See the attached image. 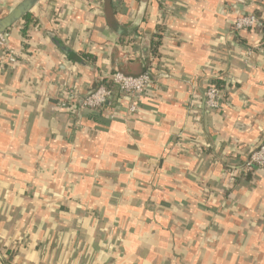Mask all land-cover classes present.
<instances>
[{"label":"crops","instance_id":"obj_1","mask_svg":"<svg viewBox=\"0 0 264 264\" xmlns=\"http://www.w3.org/2000/svg\"><path fill=\"white\" fill-rule=\"evenodd\" d=\"M249 13L264 0H37L0 55V264H264V169L239 170L264 133L263 32L233 31ZM146 67L143 93L80 107Z\"/></svg>","mask_w":264,"mask_h":264},{"label":"built area","instance_id":"obj_2","mask_svg":"<svg viewBox=\"0 0 264 264\" xmlns=\"http://www.w3.org/2000/svg\"><path fill=\"white\" fill-rule=\"evenodd\" d=\"M259 28L262 30L264 36V23H261L260 20L254 14H243L235 18L233 22V31L239 33L246 30H252ZM257 49V48H254ZM253 54L251 48H246L247 60ZM0 55L1 60L6 63L8 66H12L17 61V52L11 49L7 44V38L0 33ZM109 79L117 88L118 92L122 95H125L128 98H134L136 95L144 92L145 88L151 82V76L149 73H143L139 76H125L120 71L113 72ZM75 99V94L73 92H68L67 97ZM66 97V98H67ZM113 97V91L107 88L104 84L99 85L93 90L89 91L87 95L81 100L80 107L82 109L91 110L92 112L101 110L107 102ZM69 99V98H68ZM70 101H62L60 103L61 108H65ZM223 104V95L222 91L215 85L214 81H210L207 84V88L204 93L203 108L207 111L217 110ZM129 111H137V107L134 104H129ZM261 144L258 148L250 151L246 156L242 167L239 169L241 173L245 174L252 172L255 169H264V133L261 140Z\"/></svg>","mask_w":264,"mask_h":264},{"label":"water","instance_id":"obj_3","mask_svg":"<svg viewBox=\"0 0 264 264\" xmlns=\"http://www.w3.org/2000/svg\"><path fill=\"white\" fill-rule=\"evenodd\" d=\"M37 0H22L17 6L10 10L6 15L0 17V33H2L6 38L8 36V31L12 28L17 22H19L24 16H26L33 6L36 4ZM56 44L59 48L66 54H69V50L61 45L58 41ZM125 76L136 77L143 73H149L147 67L139 75H129L122 72ZM150 74V73H149Z\"/></svg>","mask_w":264,"mask_h":264},{"label":"trees","instance_id":"obj_4","mask_svg":"<svg viewBox=\"0 0 264 264\" xmlns=\"http://www.w3.org/2000/svg\"><path fill=\"white\" fill-rule=\"evenodd\" d=\"M256 17H260V16H258V15H255ZM22 20L24 21V22H28L29 20H30V15H26V16H24L23 18H22ZM152 45L154 46V49H152L151 50V54L152 55H155L156 54V50H157V45H158V42H155V43H152ZM103 84L107 87V88H109V89H111L112 91H113V94H114V92H115V90L116 91H118L117 90V88L116 87H114V85H112V83H108L107 81H103ZM215 85L217 86V87H220L221 86V81L220 80H216L215 81ZM262 142V141H261ZM261 142L259 143V145L261 144ZM258 145V146H259ZM258 146L256 147V148H258ZM244 163V162H243ZM243 163L241 164V165H243Z\"/></svg>","mask_w":264,"mask_h":264},{"label":"rangeland","instance_id":"obj_5","mask_svg":"<svg viewBox=\"0 0 264 264\" xmlns=\"http://www.w3.org/2000/svg\"><path fill=\"white\" fill-rule=\"evenodd\" d=\"M7 14V11H6V13L5 14H0V17H3L4 15H6Z\"/></svg>","mask_w":264,"mask_h":264}]
</instances>
